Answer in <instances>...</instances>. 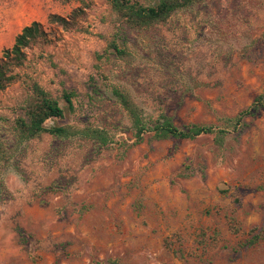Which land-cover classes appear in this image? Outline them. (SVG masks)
<instances>
[{
	"label": "rangeland",
	"instance_id": "374dc122",
	"mask_svg": "<svg viewBox=\"0 0 264 264\" xmlns=\"http://www.w3.org/2000/svg\"><path fill=\"white\" fill-rule=\"evenodd\" d=\"M84 1L0 0V56L34 21L51 38L26 51L20 80L0 92L1 138L10 145L31 82L64 111L46 127L111 135L101 146L43 133L0 163V264H264V0H199L128 31L119 44L131 61L108 49V0ZM78 7L83 31L49 24ZM111 86L147 121L165 115L223 134L147 132L137 142Z\"/></svg>",
	"mask_w": 264,
	"mask_h": 264
},
{
	"label": "trees",
	"instance_id": "16d2710c",
	"mask_svg": "<svg viewBox=\"0 0 264 264\" xmlns=\"http://www.w3.org/2000/svg\"><path fill=\"white\" fill-rule=\"evenodd\" d=\"M63 1H80L85 8L88 7L84 0ZM198 1L159 0L154 5H143L132 0H108L115 22V31L112 34V40L108 44V49L112 50L113 54L118 58L133 60L128 48L119 44V42L123 43L122 37L128 31L140 32L159 23H165L173 14L190 7ZM84 15V9L78 7L67 18L50 15L48 22L50 25H56L65 31H83L81 21ZM49 42H51L50 34L46 32L43 25L39 22L34 21L21 29L14 38L11 47L1 53L0 92L20 80V75L16 70L23 67L26 63V51L32 47H42ZM28 88L30 95L22 105L23 117H18L15 120L10 145H7L6 141L0 136V163L6 162L10 157H13L23 143L43 133L62 139L79 136L91 139L101 146L110 142L111 135L98 127H77L71 125L46 127L45 122L47 120L62 118L64 111L59 106L58 101L51 98L37 83L31 82ZM110 92L112 98L115 99V102L128 116L137 142L147 132H152L153 137L157 140H192L202 134H223V131H216L212 126L206 125H190L185 129H181L175 126L172 120L165 115H160L154 121H147L142 115V110L133 101L126 89L111 86ZM73 97L74 93L71 91H65L62 95L67 109L71 112L74 111ZM263 98L264 93L258 97V100ZM247 113L248 110H245L240 116ZM239 119V117L235 118L234 122H238ZM248 244L250 245L252 242L250 241ZM110 264L115 263L111 262Z\"/></svg>",
	"mask_w": 264,
	"mask_h": 264
}]
</instances>
